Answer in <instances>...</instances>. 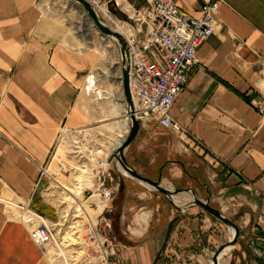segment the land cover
<instances>
[{
	"label": "crops",
	"instance_id": "obj_1",
	"mask_svg": "<svg viewBox=\"0 0 264 264\" xmlns=\"http://www.w3.org/2000/svg\"><path fill=\"white\" fill-rule=\"evenodd\" d=\"M36 1L0 0V264H51L9 206L16 213L19 206H28L47 218L37 208L40 169L63 128L88 122L77 90L84 84L80 73H86L92 58L86 56L81 64L66 51L59 24L40 15ZM174 1L189 16L199 17L208 0ZM219 22L198 49L200 63L171 110L186 132L151 124L125 155L130 166L149 178L164 161L157 171L159 176L162 170L165 187L192 188L200 200L210 196L225 216L239 217L241 236L228 255L229 264H264V116L253 105L264 101V0H223ZM206 163L212 167L209 174ZM112 175L118 213L124 216L125 209L155 198L152 211L164 205L169 222L179 216L166 197L134 180L124 178L119 191L120 174ZM132 195H137L135 205ZM183 196L192 198L177 197ZM141 206L138 220L143 213L153 214ZM150 224L151 216L145 229L134 222L128 227V240L115 246L123 251L112 264H211L214 253L230 240L228 227L191 207L155 263L163 241L158 231L149 234Z\"/></svg>",
	"mask_w": 264,
	"mask_h": 264
},
{
	"label": "rangeland",
	"instance_id": "obj_2",
	"mask_svg": "<svg viewBox=\"0 0 264 264\" xmlns=\"http://www.w3.org/2000/svg\"><path fill=\"white\" fill-rule=\"evenodd\" d=\"M124 1L136 8L141 4L140 0ZM64 5L65 0L36 1V7L39 14L44 16L50 22L59 24L62 33L65 34L62 43L64 48H66V51L72 53L78 63H81L86 56H91L92 58V64H89L86 69V73H80L81 76L84 77V84L77 90V96L80 101L82 112L88 116V122L85 125L70 128L78 129L81 132V135H78L79 140L81 141L79 153L74 152L76 151L74 145L76 143L74 141H77L78 138L67 134L66 130L68 128H63L61 136L51 152L50 159L44 165L47 167L50 178L47 179L46 177L42 178L40 176L38 189L36 191L38 201H41V204L39 203L40 205L37 208L39 211L41 210V212L45 214L48 223L50 222V224L55 227L56 238L58 241V243H55L54 246H51L47 249L44 256L51 264H103L97 258V254L91 247L90 239L86 231L88 222L93 225H97V230L99 233L108 235L112 242L115 243V246H119L121 241L123 242L124 240H128V227H134V225L139 227L141 223L145 229L149 224L150 216L151 224L149 226L151 229L149 234L154 235L155 232L158 231L159 241H164L167 226L169 224V215L165 213L166 207L164 205L159 208L158 211H152L156 203V199L153 198L150 200L145 199L147 200L146 203L142 202L146 205L147 209H151L152 212H150V214H153L150 216L148 213H143L138 220V216L136 217V215H139L141 212V203V205L137 207L134 206L131 211L128 208L125 209L124 216L122 213H118V211L115 210L114 205H112L111 211L98 218L103 208L100 206V202L97 199L95 193L97 185L94 176L95 173L93 172L95 168V161L97 158L101 157L100 155L103 150H108L112 146L113 141L118 139V130L110 131L106 127L102 125L100 126L98 122L105 120V118L110 116L112 113V103L110 102L111 100L109 98L114 94L116 96L119 95L121 98L122 95L120 94L122 93L120 92V88L117 87L116 83L111 81V77L113 76L111 61L113 60V57L110 55L109 51H104L102 49L101 39H106L108 37L105 38V36H103L100 32L93 31L95 33L94 35L96 36L94 42L85 40V38L83 39L81 37L82 33L80 34L78 32V27L80 26L79 23L81 22L78 13L74 10H68ZM103 6H106L107 12L111 14L117 21L125 23L130 22L134 26L137 25L134 20L130 19L131 16L121 8L118 0H98L95 7L97 10H99ZM114 8L117 9V13L114 11ZM103 20L107 23L105 18H103ZM111 41L114 46L117 45L115 41ZM85 135H89L88 137L92 138V141L95 142L94 144L100 148L101 153H96L93 157L95 160H92L85 154V151H81L80 149V147H82L84 144L86 145L92 142L90 139L86 138ZM68 138L71 139L69 143L72 146L66 145L64 143ZM75 138L77 140H75ZM77 143H79V141H77ZM82 149H84V147ZM59 150L60 154L53 165V157L55 154L57 156V152H59ZM144 161L147 165L150 160L146 159ZM163 163L164 161H159L155 165L156 170L153 171L150 178H158L157 170L162 166ZM205 167L206 173L209 174V171H211L212 167L209 164L207 165V163L205 164ZM83 168L86 173H83V178H81V194L74 195V201H71L68 199V197L62 194L61 188L55 180L58 177L63 182V184L74 187L76 174L82 173ZM113 173L114 175L119 174L117 166L111 171V176H113ZM176 188L177 187H174L173 189ZM140 189H142V187H136L137 191ZM155 193L156 192H153V194ZM134 197L137 198V195H132V205H135L138 202V200L134 199ZM89 198L91 199L86 201ZM91 202H95L100 207V209L97 210L95 208H90L89 204ZM83 208H85L87 214H85ZM13 214L18 218L15 220H21L20 214L23 213L18 209L17 213L14 211ZM8 216L10 217L9 214ZM208 216L211 218V220L219 222L210 215ZM230 219L238 221L236 215H232ZM219 224H221L222 228H226V226L222 223L219 222ZM26 227L29 229L28 226ZM68 232L77 233L75 236L78 238L79 245L77 247L68 248L64 243L63 238ZM122 251L123 249L119 247H116L115 249L116 254L121 253ZM78 252H80V255ZM117 257V255L111 257L109 264L114 263L115 258ZM226 262L229 264L228 257L226 258Z\"/></svg>",
	"mask_w": 264,
	"mask_h": 264
},
{
	"label": "built area",
	"instance_id": "obj_3",
	"mask_svg": "<svg viewBox=\"0 0 264 264\" xmlns=\"http://www.w3.org/2000/svg\"><path fill=\"white\" fill-rule=\"evenodd\" d=\"M141 1L142 4L137 8L132 6L133 15H130V19L137 25L127 22L132 26L133 34L126 38L130 53L131 94L135 116L141 121L142 128L156 124L165 130L182 134L186 132L185 128L172 118L171 110L188 83L189 73L200 63L198 49L220 26L219 14L223 0L205 2L199 17L189 16L174 0ZM253 105L264 116V101ZM125 115L128 117L126 107ZM66 133L78 138L79 143L74 144V152L79 153L77 148L81 141L78 135L81 132L68 128ZM94 143L92 141L87 146ZM117 149L110 147L103 150L101 157L95 161V193L99 202L104 205L98 218L111 210L118 193L116 185L111 186L114 182L111 171L117 166L114 158ZM91 151L93 150H90L89 155ZM40 176L50 178L47 167H41ZM89 207L98 209L95 202H91ZM19 208L26 214V219L21 221L30 228L32 241L45 254L49 247L58 243L55 227L30 207ZM86 231L97 258L101 263L109 264L110 258L116 255L115 243L108 235L99 233L97 225L90 222Z\"/></svg>",
	"mask_w": 264,
	"mask_h": 264
},
{
	"label": "water",
	"instance_id": "obj_4",
	"mask_svg": "<svg viewBox=\"0 0 264 264\" xmlns=\"http://www.w3.org/2000/svg\"><path fill=\"white\" fill-rule=\"evenodd\" d=\"M70 1L74 3L77 7L82 9L88 15V17L92 20L94 25L97 27V29L103 36L113 39L116 42L119 50L120 60H121V70H122V88H123L124 103L130 123V129L126 139L114 153V158L117 162V167L120 174L119 191H122L124 188V182H123L124 177L129 178L143 185L145 188L153 192H157L163 195L164 197H166L170 202V204L179 213V216L171 220L167 226L165 239L157 255L155 263H157L163 257L167 244L172 236V232L175 224L180 220V218H182L185 215V213L189 208L197 206L202 208L205 213L213 217L215 220L219 221L220 223H222L223 225L234 231V235L229 240V242L220 246L212 257L211 264H219V260L222 257V254L227 249L234 248L238 244L241 236L240 225L238 224L237 220L228 218L219 209L215 208L210 202V196L205 198L204 200H200L197 197L195 190L192 188L173 189V188L165 187L163 185L162 170L157 179H152L140 175L137 172V170H135L132 166L129 165L125 153L126 150L130 147V145L135 141V139L141 133L142 124L141 121L138 120L135 116V107L131 94V79H130L131 63H130V53H129V46L127 40L124 36H122L117 32H114L107 25V23L103 20L97 8L92 3H90L87 0H70ZM180 194H190L192 198L189 200L187 204L183 206H179L174 200V198L179 196ZM242 216L243 215H240V217Z\"/></svg>",
	"mask_w": 264,
	"mask_h": 264
},
{
	"label": "bare ground",
	"instance_id": "obj_5",
	"mask_svg": "<svg viewBox=\"0 0 264 264\" xmlns=\"http://www.w3.org/2000/svg\"><path fill=\"white\" fill-rule=\"evenodd\" d=\"M90 3H92L94 6H96V3L98 0H87ZM118 2L120 3L121 8L128 13L129 15H133V8L131 5H129L126 1L124 0H118ZM68 10H74L78 13V16L80 18V23H79V27H78V32L82 35L81 37L85 40H89V41H93L96 39L95 37V33L93 31H98L97 27L94 25V23L92 22V20L88 17V15L79 7H77L74 3H72L70 0H65V5H64ZM99 13L101 14V16L103 18H105V20H107V25L114 31L117 32L119 34H121L122 36H124L125 38H128L130 35L133 34V28L132 26H130L128 23L125 22H119L117 21L111 14H109L106 10V6H103L101 9L98 10ZM106 38V37H105ZM113 39H101V43H102V49L104 51H109L110 55L113 57V60L111 61V69L113 68V76L111 77V81L114 83H116L117 87L120 88V92L122 94V97L120 98L119 95L116 96L115 94L110 97L109 99L111 100L110 102L112 103V108H111V115L107 116L105 118V120L103 121H99L98 123L100 124V126H104L107 129H109L110 131H114V130H118V139H116L115 141H113L111 148H119L121 146V144L124 142V140L126 139L127 134L129 133V129H130V123H129V118L125 115V104H124V96H123V88H122V70H121V64H120V57H119V53H118V49L116 47V45L114 46V44L112 43ZM119 58V59H118ZM119 64V65H118ZM120 66V67H119ZM89 135H85L86 138L90 139V141H92V138L88 137ZM66 138V137H65ZM70 138L67 139L66 142H64L66 145L72 146L70 145ZM75 140H77L75 138ZM76 144L77 141H74ZM88 144H84L82 147H80L81 151H85V154L90 157L92 160L94 155L96 153L100 154V148H98L97 146H95L96 144H92V146H87ZM84 147V149H82ZM79 149V148H78ZM91 151V155H89V152ZM60 152V150H59ZM83 173H86V171H84V168L82 170V173L76 174V180L74 183V187H70L68 185L63 184V182L60 180V178H56V183L59 184V187L61 188L62 194H64V196L68 197L69 200L74 201L73 196L74 195H80L81 190H82V184H81V178H83ZM176 201L177 204H184L186 203L189 198L186 196L183 197H177L174 199ZM100 206L102 208H104V205L100 203ZM85 211V214H87V211L85 210V208H83ZM100 207L98 206L99 210ZM9 210L11 213L14 212V208L10 205L9 206ZM102 212V211H101ZM21 220L23 221L24 219H26V214H22L20 216ZM93 225V224H92ZM30 230V228H29ZM230 230V234H229V238L231 239L234 235V231L232 229ZM77 235L76 232H68L65 234L63 240L64 243L67 245L68 248L71 247H77L78 244V238H76L75 236ZM50 248V247H49ZM232 250V248L227 249L223 254L222 257L219 260V264H228L226 262V258L228 257L230 251ZM80 252H78L79 254ZM80 255V254H79Z\"/></svg>",
	"mask_w": 264,
	"mask_h": 264
},
{
	"label": "trees",
	"instance_id": "obj_6",
	"mask_svg": "<svg viewBox=\"0 0 264 264\" xmlns=\"http://www.w3.org/2000/svg\"><path fill=\"white\" fill-rule=\"evenodd\" d=\"M112 5H113V3H112ZM114 11L117 13V9L116 8H114Z\"/></svg>",
	"mask_w": 264,
	"mask_h": 264
}]
</instances>
